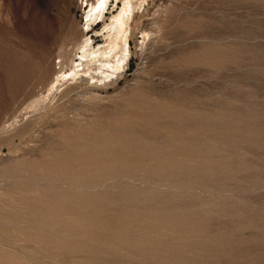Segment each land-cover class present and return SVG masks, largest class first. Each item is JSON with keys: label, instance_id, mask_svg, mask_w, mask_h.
I'll return each mask as SVG.
<instances>
[{"label": "rangeland", "instance_id": "rangeland-1", "mask_svg": "<svg viewBox=\"0 0 264 264\" xmlns=\"http://www.w3.org/2000/svg\"><path fill=\"white\" fill-rule=\"evenodd\" d=\"M86 1L0 0V264H264V0H135L125 69L49 90Z\"/></svg>", "mask_w": 264, "mask_h": 264}, {"label": "bare ground", "instance_id": "bare-ground-1", "mask_svg": "<svg viewBox=\"0 0 264 264\" xmlns=\"http://www.w3.org/2000/svg\"><path fill=\"white\" fill-rule=\"evenodd\" d=\"M111 1L112 0L86 1L89 3V10L86 14L88 29L85 35H87L89 31L94 30L93 27H89V25L94 24L95 22H97L95 23V25H97L101 22L103 23L102 29L96 31V34L102 36L105 39V42L98 44L95 47V44L93 45L92 43L91 36H86V38L83 39V41L77 46V58L69 60L70 63L68 70L66 72L62 71L61 73L57 74L50 84L49 90L57 87L56 85L58 82L62 80L66 81L64 80L65 77H69L68 79L71 78L74 80L77 78L80 80V78L82 79L86 77L89 79L98 78V76L94 73L95 70H98L100 75L99 78H104L105 80V78L107 79L113 74L120 72L127 65L128 59L131 55L128 42L131 22L134 18V10H136V2L134 3L135 0H120L122 3L121 8L119 10L118 8L112 10L108 21H104L107 15V10L109 9V2ZM117 3L118 2L115 0V4ZM86 6L88 5L86 4ZM145 35H147L146 32ZM60 63L63 65L64 61L61 60ZM98 81L100 80H97L96 83ZM50 92L52 93V91ZM44 99L46 98L44 97Z\"/></svg>", "mask_w": 264, "mask_h": 264}]
</instances>
